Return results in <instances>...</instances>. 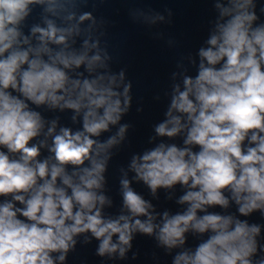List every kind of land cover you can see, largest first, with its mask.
Here are the masks:
<instances>
[{"label": "clouds", "instance_id": "1", "mask_svg": "<svg viewBox=\"0 0 264 264\" xmlns=\"http://www.w3.org/2000/svg\"><path fill=\"white\" fill-rule=\"evenodd\" d=\"M106 2L0 0V264H68L93 240L97 257L137 260L138 236L172 264H264V223L251 220L264 219V0H210L218 15L206 46L176 62L182 70L171 73L166 118L151 138L159 142L132 156L135 175L120 179L115 215L106 214L114 206L106 173L132 127L121 120L133 84L126 69L112 71L110 22L95 15ZM34 6L39 23H30ZM163 11L138 6L128 15L173 48L174 39L151 32L173 23L172 9ZM41 109L69 111L79 126ZM133 180L153 197L179 185L183 210L158 212Z\"/></svg>", "mask_w": 264, "mask_h": 264}, {"label": "water", "instance_id": "2", "mask_svg": "<svg viewBox=\"0 0 264 264\" xmlns=\"http://www.w3.org/2000/svg\"><path fill=\"white\" fill-rule=\"evenodd\" d=\"M138 6H150L165 15H167L163 11L165 7L172 9L173 23L153 26L151 32L163 31L165 39L172 38L176 41L175 47L169 48L165 40L153 39L146 28L132 23L128 9ZM34 9L30 23H39L42 9L40 6H34ZM84 10H92L91 3ZM95 15L98 19L104 17L110 22L107 39L110 44L109 51L114 56L112 71L126 69L128 79L133 84L132 109L121 120V123H129L132 127L127 133V140L123 146L113 149L115 154L106 173V195L114 201V206L107 209L106 214L115 215L119 212L122 202L119 181L125 172L130 180L135 175L129 169L132 156L143 153L159 142L160 138L156 140L151 138L155 136L154 125L166 118L165 112L170 103L173 83L171 73L182 70L176 67V62L181 55L185 57L191 55L195 58L198 49L206 46L211 30L208 20H214L218 13L212 10L210 0H108L104 4L97 5ZM182 63L188 67L189 73L195 74V68L188 64L187 59ZM157 95L161 97L159 101L155 99ZM137 107H143V112L138 113ZM41 111L48 119L59 116L60 123L64 126L73 128L79 126L72 123V113L69 111L64 113L50 112L47 109ZM117 130L118 126L113 127L111 134H115ZM108 135L105 134L103 138L106 139ZM176 142L182 143L179 139ZM132 186L145 199L151 201L158 212L167 210L175 213L183 210L182 206L176 203L184 191L179 185L171 190L159 189L157 197H153L142 182L133 180ZM251 220L264 223V219L258 214ZM195 243L194 240H189L190 245L194 246ZM97 245L98 242L95 240L90 245L78 244L77 251L69 255L68 264H157L152 259L153 253L159 258L158 264H172V256L166 255L163 249L157 248L155 240L148 237L138 236L133 241V251L139 253L137 260H131V253L128 254L127 261L97 257L95 255Z\"/></svg>", "mask_w": 264, "mask_h": 264}]
</instances>
